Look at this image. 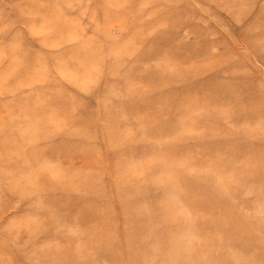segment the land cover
I'll return each instance as SVG.
<instances>
[{"label":"rangeland","instance_id":"374dc122","mask_svg":"<svg viewBox=\"0 0 264 264\" xmlns=\"http://www.w3.org/2000/svg\"><path fill=\"white\" fill-rule=\"evenodd\" d=\"M0 264H264V0H0Z\"/></svg>","mask_w":264,"mask_h":264}]
</instances>
